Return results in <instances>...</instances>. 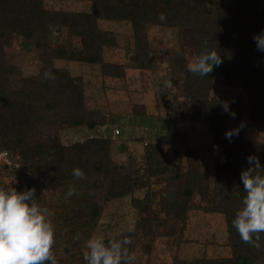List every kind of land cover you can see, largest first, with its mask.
Segmentation results:
<instances>
[{
	"label": "trees",
	"instance_id": "16d2710c",
	"mask_svg": "<svg viewBox=\"0 0 264 264\" xmlns=\"http://www.w3.org/2000/svg\"><path fill=\"white\" fill-rule=\"evenodd\" d=\"M88 1V9L78 10L48 7L45 0H0V151H9L20 163L15 172H8L18 180L16 189L34 187L38 202L54 212L53 251L58 264H87L83 259L84 243L95 232L104 203L133 195L137 183L133 163L113 159L111 137L95 135L64 144L48 126L55 122L62 128L95 129L113 121L110 113L87 107L80 76L54 63L58 59L80 61L100 66L103 75L125 76L126 63L105 59L106 49L120 44L113 30L100 27V20L130 24L126 41L135 53V66L144 70L155 69L159 54L149 40V26L175 28L188 37L191 52L187 51V42L181 43L179 51L165 52L168 74L182 80L176 97L186 98L190 104V110H181L176 118L207 122L212 136V170L202 167L201 146L189 144L187 132L177 130V139L168 143L167 150L163 148L166 143H144L142 164L147 175L171 178L169 183L176 185L177 190L172 199L161 204L160 212L167 215L163 220L152 209L151 187L142 197L132 196L131 203L140 217L135 220L133 231L119 233L132 240L129 255L138 234L154 237L159 226L173 219L181 223L182 235L190 212L199 210L223 215L230 254L203 255L187 264H264V233L260 234V247L256 248L243 242L231 223L244 195L240 173L248 166L246 157L255 154L264 165V152L245 137L241 103L211 95L216 79H223L228 85H241L249 117L257 130L264 133V52L257 50L253 39L264 29V0ZM161 12L165 14L163 21L159 19ZM49 26L77 36L81 46H54ZM16 38L33 44L41 62L37 73L23 75L22 68L8 59L6 47L13 46ZM205 48L220 53L222 62L208 76L201 77L189 72L187 64L191 54L195 58ZM45 70H50L55 80L44 79ZM18 76L21 82L16 84L14 79ZM133 113L148 114L146 104H133ZM235 129H239L238 135L230 142L225 133ZM75 167L84 171V178L72 175ZM73 180L77 195L66 197ZM87 180L93 184L86 186ZM51 187L63 189L52 204L44 198L43 191ZM179 262L176 258L172 262L146 264Z\"/></svg>",
	"mask_w": 264,
	"mask_h": 264
},
{
	"label": "rangeland",
	"instance_id": "374dc122",
	"mask_svg": "<svg viewBox=\"0 0 264 264\" xmlns=\"http://www.w3.org/2000/svg\"><path fill=\"white\" fill-rule=\"evenodd\" d=\"M45 4L48 7L78 10L89 7L88 0H45ZM99 25L102 28L113 30L117 37L120 45L106 49L105 59L126 63L125 76L103 75L100 66L80 61L58 59L54 63L56 67L68 68L72 75L80 76L83 80L87 107L110 113V117L113 115V121L97 126L95 129H89L86 126L62 128L55 122L48 123V126L50 131L58 135L64 144L82 141L95 135L111 137L113 139L111 150L113 159L118 163L130 161L133 163V171L137 170L134 176L137 183L133 195L142 197L147 188L151 187L154 195L152 209L158 211L159 219L163 220L167 218V215L165 212H160L161 204L164 200L173 198L172 194L177 190V186L169 183L171 178L164 176L150 178L147 175L142 164L144 143H166L163 148L167 150L169 149L168 143L176 141L177 130L179 128L182 131L183 129L188 130L189 125L192 126L189 133L192 138L188 137L190 139L188 143L201 146L202 167L212 170L214 162L209 124L204 121L176 118L181 110L189 111L190 104L188 99L176 97L182 80L175 75L168 74L169 65L164 61L167 59L165 52L179 51L182 42H187V51H190L188 37L184 34L180 35L175 28L149 26V40L152 47L159 50V54L156 55L155 69L144 70L135 66V53L126 41L129 39L130 24L125 21L100 20ZM49 31L50 40L54 46L64 45L73 48L81 46L80 39L65 30L60 31L55 26H49ZM6 53L12 63L22 68L23 75L38 72L41 62L36 58L31 42L16 38L13 46L6 47ZM190 57L191 60L194 59L192 54ZM262 61L264 62V57ZM169 79L173 81L171 89H168L164 83ZM14 82L19 84L21 77H15ZM211 95L231 98L241 103L245 137L256 142L264 152V133L257 130L249 117L246 93L241 85H228L223 79H216ZM139 102L146 104L148 114L134 115L133 104ZM115 129L121 132L116 134ZM12 160L17 165L0 167V186L16 188L18 185V180L8 174V172H15L20 166L19 161H16L13 156ZM92 184L90 180L85 181L86 186ZM70 186L75 188L76 180H73ZM43 191L44 198L51 204L57 202L58 196L63 193L62 188L55 187L46 188ZM76 195L75 192L71 197ZM133 195L129 194L105 202L102 217L94 233L110 237L133 226L135 220L140 217L131 203ZM195 200L198 201L199 197L196 196ZM180 226V222L170 219L157 228L154 237L138 234L131 254L134 259L129 263L172 262L177 258L180 261L178 264H187L203 255L219 257L230 254V249L226 245L227 232L222 214H209L194 210L189 214L182 235H180Z\"/></svg>",
	"mask_w": 264,
	"mask_h": 264
},
{
	"label": "clouds",
	"instance_id": "9594fccd",
	"mask_svg": "<svg viewBox=\"0 0 264 264\" xmlns=\"http://www.w3.org/2000/svg\"><path fill=\"white\" fill-rule=\"evenodd\" d=\"M159 19H165L163 12ZM253 39L257 50L264 52V29L254 34ZM221 62L220 53L205 48L187 64V69L201 77L208 76ZM43 78L55 80L56 77L45 70ZM164 83L168 89L173 87L171 79ZM225 111H228L227 105ZM230 115L235 116V113ZM238 132L239 129L228 130L225 136L231 142ZM246 160L248 166L240 173L244 195L231 223L243 242L259 248L260 234L264 233V165L255 154H249ZM72 175L77 179L85 177L79 167L73 168ZM74 194L75 188L70 186L66 197ZM53 216L52 210L38 202L34 187L18 191L15 187L0 186V264H58L53 251ZM133 230L134 226L127 229L128 232ZM131 243V238L123 234L106 237L94 233L84 243L83 259L87 264H129L134 259L129 255Z\"/></svg>",
	"mask_w": 264,
	"mask_h": 264
},
{
	"label": "built area",
	"instance_id": "2783aa9c",
	"mask_svg": "<svg viewBox=\"0 0 264 264\" xmlns=\"http://www.w3.org/2000/svg\"><path fill=\"white\" fill-rule=\"evenodd\" d=\"M120 131L119 129H115V133L118 134ZM13 165H17L15 161L12 160V155L7 150L0 151V167L6 168L11 167Z\"/></svg>",
	"mask_w": 264,
	"mask_h": 264
},
{
	"label": "crops",
	"instance_id": "0c3cea01",
	"mask_svg": "<svg viewBox=\"0 0 264 264\" xmlns=\"http://www.w3.org/2000/svg\"><path fill=\"white\" fill-rule=\"evenodd\" d=\"M139 103H141V102H139ZM126 104H127V102H126ZM126 106H127V105H126ZM178 119H179V118H178ZM181 119H183V118H181ZM191 129H192V126H189V125H188V130L183 129L184 132H187V133H188V137H189V138H192V136L189 134ZM178 130H181V131H182L181 128H179ZM120 132H121V130H120ZM120 132H119V133H120Z\"/></svg>",
	"mask_w": 264,
	"mask_h": 264
}]
</instances>
